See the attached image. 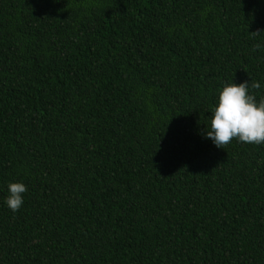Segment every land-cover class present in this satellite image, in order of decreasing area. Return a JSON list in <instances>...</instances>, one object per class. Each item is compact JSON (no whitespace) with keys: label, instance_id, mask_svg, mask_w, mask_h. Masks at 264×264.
Listing matches in <instances>:
<instances>
[{"label":"trees","instance_id":"16d2710c","mask_svg":"<svg viewBox=\"0 0 264 264\" xmlns=\"http://www.w3.org/2000/svg\"><path fill=\"white\" fill-rule=\"evenodd\" d=\"M245 81L264 0H0V264H264V144L204 135Z\"/></svg>","mask_w":264,"mask_h":264},{"label":"clouds","instance_id":"9594fccd","mask_svg":"<svg viewBox=\"0 0 264 264\" xmlns=\"http://www.w3.org/2000/svg\"><path fill=\"white\" fill-rule=\"evenodd\" d=\"M261 45L257 44L259 49ZM251 88H261L260 82L225 83L217 90L215 103L208 117L205 138L223 149L233 139L241 143L264 144V98L257 99ZM27 186L23 182H8L4 204L17 212L24 204Z\"/></svg>","mask_w":264,"mask_h":264}]
</instances>
